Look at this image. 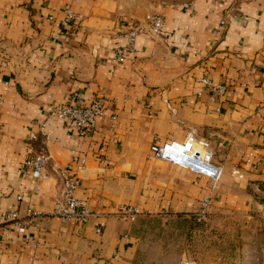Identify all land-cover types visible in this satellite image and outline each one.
Masks as SVG:
<instances>
[{
	"label": "crops",
	"instance_id": "obj_1",
	"mask_svg": "<svg viewBox=\"0 0 264 264\" xmlns=\"http://www.w3.org/2000/svg\"><path fill=\"white\" fill-rule=\"evenodd\" d=\"M67 9L79 19L65 25ZM153 12L165 20L161 37L139 35L127 50L131 23ZM205 80L225 95L213 100ZM100 92L104 114L85 138L49 117L51 104ZM42 123L52 162L72 171L94 216L83 226L56 217L0 225V264H135L137 219L117 210L179 212L211 187L150 158L153 143L194 131L211 141L223 176L264 178V0H0V214L55 205L57 180L33 183L20 170Z\"/></svg>",
	"mask_w": 264,
	"mask_h": 264
},
{
	"label": "rangeland",
	"instance_id": "obj_2",
	"mask_svg": "<svg viewBox=\"0 0 264 264\" xmlns=\"http://www.w3.org/2000/svg\"><path fill=\"white\" fill-rule=\"evenodd\" d=\"M222 180L214 192L206 182L192 208L143 212L133 223L135 264H264V178Z\"/></svg>",
	"mask_w": 264,
	"mask_h": 264
},
{
	"label": "built area",
	"instance_id": "obj_3",
	"mask_svg": "<svg viewBox=\"0 0 264 264\" xmlns=\"http://www.w3.org/2000/svg\"><path fill=\"white\" fill-rule=\"evenodd\" d=\"M78 19L79 17L71 9L65 11V25ZM225 24L224 20L221 21L218 28L220 29ZM164 26L165 20L161 13H151L143 21L132 22L125 34L127 38L126 49L134 50L135 41L139 35L161 37ZM123 59L124 49L117 50L116 61ZM205 84L210 87L213 100L217 97H223L226 93L225 87L213 86L207 80H205ZM106 102L107 96L104 92L98 93L88 103L87 99L80 95L70 103L51 104L48 113L50 118L62 121L74 129L80 137L85 138L96 129L99 117L104 114ZM49 139L50 135L45 130V123L39 125L38 131L29 134L27 139L29 150L20 170L24 175H35L36 180L33 183L54 177L59 185V194L55 205L48 214L31 208L27 209L25 215H21L19 211L1 213L0 225L5 231L10 228L26 230L38 220L47 217H56L65 222L73 221L77 225L83 226L94 216L88 206L75 195L78 183L72 171L52 162L53 157L47 146ZM149 156L205 177L211 183V192L217 190L224 174V167L214 160L215 148L211 141L207 138L196 137L194 131H189L183 142L153 143ZM73 162L76 168L80 170L85 167L86 163L85 159L80 157H75ZM210 198L209 196L204 199L203 209L211 205ZM18 199L21 200V196H18ZM116 213L131 221H135L142 215L137 208L131 206H122Z\"/></svg>",
	"mask_w": 264,
	"mask_h": 264
}]
</instances>
